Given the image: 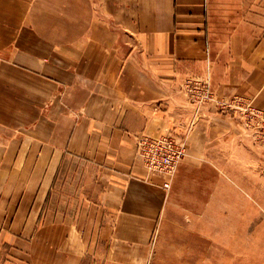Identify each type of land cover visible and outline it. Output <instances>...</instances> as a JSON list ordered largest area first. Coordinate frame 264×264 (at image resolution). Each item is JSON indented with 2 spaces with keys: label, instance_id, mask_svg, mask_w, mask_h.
Returning <instances> with one entry per match:
<instances>
[{
  "label": "crops",
  "instance_id": "1",
  "mask_svg": "<svg viewBox=\"0 0 264 264\" xmlns=\"http://www.w3.org/2000/svg\"><path fill=\"white\" fill-rule=\"evenodd\" d=\"M234 97L264 111V0H0V264H147L170 191L137 139L185 140L176 187L261 149Z\"/></svg>",
  "mask_w": 264,
  "mask_h": 264
},
{
  "label": "rangeland",
  "instance_id": "2",
  "mask_svg": "<svg viewBox=\"0 0 264 264\" xmlns=\"http://www.w3.org/2000/svg\"><path fill=\"white\" fill-rule=\"evenodd\" d=\"M230 112L253 131V143L261 149H232L234 153L218 157L217 165L186 173L183 181L171 186L147 264H264V136L254 120L236 109ZM76 166L69 175L76 174ZM88 185L83 181L92 201L96 187ZM64 195L78 198L71 183ZM96 251L105 249L90 246L83 264H99Z\"/></svg>",
  "mask_w": 264,
  "mask_h": 264
},
{
  "label": "built area",
  "instance_id": "3",
  "mask_svg": "<svg viewBox=\"0 0 264 264\" xmlns=\"http://www.w3.org/2000/svg\"><path fill=\"white\" fill-rule=\"evenodd\" d=\"M207 79L196 77L187 78L181 86L189 102L199 106L205 102L213 101V96L208 86ZM218 107L221 109H236L240 115L248 120H254L257 130L264 136V113L254 109L249 104H245L239 97H234L228 102L219 101ZM183 140H175L171 136L160 138L140 137L136 142L137 156L144 164L148 174L160 175L166 181L162 185L163 189L169 190L174 179L181 159L184 157L186 149Z\"/></svg>",
  "mask_w": 264,
  "mask_h": 264
}]
</instances>
